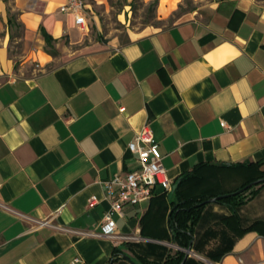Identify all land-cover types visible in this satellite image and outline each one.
<instances>
[{"label":"crops","instance_id":"0c3cea01","mask_svg":"<svg viewBox=\"0 0 264 264\" xmlns=\"http://www.w3.org/2000/svg\"><path fill=\"white\" fill-rule=\"evenodd\" d=\"M65 1L0 0V264H162L176 252L181 264H264V232L240 230L264 222V186L237 220L207 203L189 250L168 221L178 201L241 185L247 165L264 172V0H210L166 28L85 44L107 0H84L83 28ZM145 1L159 19L183 2ZM12 40L23 65L54 66L17 76ZM145 125L172 188L113 213L115 237L95 236L110 211L102 182L137 169L127 145Z\"/></svg>","mask_w":264,"mask_h":264},{"label":"built area","instance_id":"2783aa9c","mask_svg":"<svg viewBox=\"0 0 264 264\" xmlns=\"http://www.w3.org/2000/svg\"><path fill=\"white\" fill-rule=\"evenodd\" d=\"M60 11L73 18L75 26L83 28L86 25V6L84 0H66L60 6ZM127 149L135 155L137 169L115 175L105 185L110 199V211L105 213L101 222V234L95 236L115 237L116 227L112 214H120L126 205H138L148 201L154 193L156 186L164 190H171L172 184L168 180L166 170L161 164V156L153 134L148 125L128 143ZM96 202L91 199L90 203ZM46 223H42L44 225ZM76 259L74 263H77ZM242 264V260H238Z\"/></svg>","mask_w":264,"mask_h":264},{"label":"rangeland","instance_id":"374dc122","mask_svg":"<svg viewBox=\"0 0 264 264\" xmlns=\"http://www.w3.org/2000/svg\"><path fill=\"white\" fill-rule=\"evenodd\" d=\"M206 1L210 0H183L174 13L166 18L159 19L156 14L157 5L152 1L107 0L105 6L96 9L97 20H91L88 24L89 31L83 43L95 40L109 41L112 39L123 42L129 35L166 28L185 19L189 16L188 11L196 9ZM129 3L130 5H128ZM26 50V45L17 40H12L9 45V55L14 59L17 76H32L54 66L55 62L45 67H39L34 62H28V65H23L21 56ZM241 185L232 190L239 188ZM258 187H255V189H258ZM249 192H246L245 195H248Z\"/></svg>","mask_w":264,"mask_h":264},{"label":"trees","instance_id":"16d2710c","mask_svg":"<svg viewBox=\"0 0 264 264\" xmlns=\"http://www.w3.org/2000/svg\"><path fill=\"white\" fill-rule=\"evenodd\" d=\"M45 40L47 44L51 43V38L45 35ZM246 166V165H245ZM246 171H244L245 179L239 188L229 191L227 193H202L187 197L181 201L174 204L170 214H169V227L173 233V241L181 249L188 250L191 246L193 238V229L198 222L201 212L205 207L203 204L210 198L228 195L215 203L225 206L230 215L227 219L237 220V209L251 200L255 194L258 192L261 186H264V172L258 169V165H247ZM262 180V181H260ZM260 181L255 185L245 188L247 185ZM258 189H255V187ZM245 188L242 192L237 193L238 190ZM248 195H245L246 192ZM242 233L249 231H259L264 232V222L255 221L250 226L240 229ZM119 254H114L118 256ZM185 254L182 252H176L174 256L167 258L162 264H181ZM114 260V259H113ZM143 264H158V263H147L144 261Z\"/></svg>","mask_w":264,"mask_h":264},{"label":"water","instance_id":"95a60500","mask_svg":"<svg viewBox=\"0 0 264 264\" xmlns=\"http://www.w3.org/2000/svg\"><path fill=\"white\" fill-rule=\"evenodd\" d=\"M260 181H262V180H260ZM260 181L253 182V183L247 185L245 188L250 187V186H252V185H255V184H257V183L260 182ZM245 188H242V189L238 190L237 193L242 192ZM227 196H228V195H223V196H218V197L210 198V199H208L207 201H205L203 204H205V203H215L216 201H218V200H220V199H222V198H224V197H227ZM188 250H189V249H188Z\"/></svg>","mask_w":264,"mask_h":264}]
</instances>
